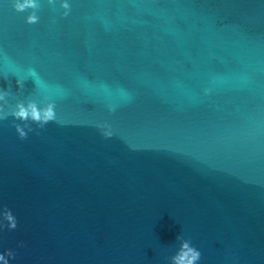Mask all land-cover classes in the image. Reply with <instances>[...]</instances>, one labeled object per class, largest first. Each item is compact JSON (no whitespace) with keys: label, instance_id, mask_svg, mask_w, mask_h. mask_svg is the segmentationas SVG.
Here are the masks:
<instances>
[{"label":"water","instance_id":"95a60500","mask_svg":"<svg viewBox=\"0 0 264 264\" xmlns=\"http://www.w3.org/2000/svg\"><path fill=\"white\" fill-rule=\"evenodd\" d=\"M37 2L0 0L4 110L57 115L0 119L9 264H264V0Z\"/></svg>","mask_w":264,"mask_h":264},{"label":"clouds","instance_id":"9594fccd","mask_svg":"<svg viewBox=\"0 0 264 264\" xmlns=\"http://www.w3.org/2000/svg\"><path fill=\"white\" fill-rule=\"evenodd\" d=\"M48 3L54 4L55 0H48ZM13 7L17 12H25L31 9L32 11L26 17V22L28 24H35L38 22L39 17L37 11L40 8V4L37 0H13ZM61 7L64 9L62 15L67 17L71 11L70 4L67 0H64ZM29 71L34 73L35 70L30 69ZM17 85L22 88L23 81L18 79ZM9 94V91L0 92V101L4 102L3 105H0V119H7L8 116L11 115L15 120L23 122V125H14L18 137L21 140L26 139L28 133L33 131V128L30 126L31 123H34L38 128L43 129L50 122L57 121L55 111L56 105L53 102L46 103L44 107H38L37 103L34 101H28L27 104L19 102L15 105V110L11 113L6 112L4 110V105L7 104L6 97ZM109 110L114 111V108L110 107ZM99 127L101 128V134L105 138H110L113 135L111 130H108L107 125H99ZM5 227H7L8 230H15L17 228V219L7 206L0 208V230ZM177 239L181 240V244L176 254L170 258L171 264H198L201 259V252L196 247L192 246L189 240H185L181 236H178ZM23 246L24 245L21 243L20 247ZM15 255L14 251L10 249L5 250L0 253V262H3V264H9V260L15 259Z\"/></svg>","mask_w":264,"mask_h":264}]
</instances>
